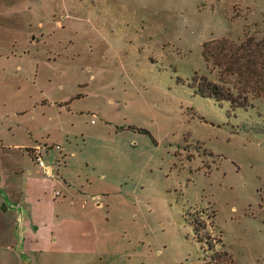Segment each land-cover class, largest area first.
<instances>
[{"label":"rangeland","instance_id":"1","mask_svg":"<svg viewBox=\"0 0 264 264\" xmlns=\"http://www.w3.org/2000/svg\"><path fill=\"white\" fill-rule=\"evenodd\" d=\"M263 65L264 0H0V161L61 194L7 263L264 264Z\"/></svg>","mask_w":264,"mask_h":264},{"label":"crops","instance_id":"2","mask_svg":"<svg viewBox=\"0 0 264 264\" xmlns=\"http://www.w3.org/2000/svg\"><path fill=\"white\" fill-rule=\"evenodd\" d=\"M18 150L22 151L23 148ZM26 151L32 160L30 165L26 163V166L20 168L15 162V156H5L0 161V240H9L7 245L4 242V247H0V255L7 253L3 260L5 264L12 258H9L8 250L18 244L15 240L16 235L20 233L25 238L32 232L33 224L41 231L48 228L46 222L53 223L54 218L60 219L49 213L50 209L58 207V203L53 204L51 199V193L58 196L57 188L60 185L58 169L54 165L41 167L38 164L37 156L44 158L38 146L29 147ZM64 203H60L61 207L71 209L73 206V202ZM44 213L48 215L44 216ZM72 218L77 220L75 216ZM19 245L26 254L30 251V246L26 245L25 241ZM0 259L2 260L3 256Z\"/></svg>","mask_w":264,"mask_h":264},{"label":"trees","instance_id":"3","mask_svg":"<svg viewBox=\"0 0 264 264\" xmlns=\"http://www.w3.org/2000/svg\"><path fill=\"white\" fill-rule=\"evenodd\" d=\"M258 45H259V43H258ZM263 68H264V65H263ZM199 91H200V94L202 97L214 98L218 102H223V101L229 102L232 104V106L235 109L244 108V107H246V105L248 103V98H247L246 94L241 96L240 93L236 94V93L232 92V90H230V89H227V88L224 89L222 86H220L216 82H210V81L205 80V79L199 83ZM222 257L224 258L225 256L212 251L210 254H208L206 256L205 259L207 262L208 258L209 259L210 258L222 259Z\"/></svg>","mask_w":264,"mask_h":264},{"label":"built area","instance_id":"4","mask_svg":"<svg viewBox=\"0 0 264 264\" xmlns=\"http://www.w3.org/2000/svg\"><path fill=\"white\" fill-rule=\"evenodd\" d=\"M36 161L38 162V164H39L41 167H45L44 161H43V159H42V157H41L40 155L37 156ZM57 195L60 196L59 193H57Z\"/></svg>","mask_w":264,"mask_h":264}]
</instances>
